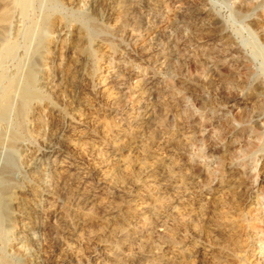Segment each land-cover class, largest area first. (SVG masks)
<instances>
[{
  "label": "rangeland",
  "instance_id": "1",
  "mask_svg": "<svg viewBox=\"0 0 264 264\" xmlns=\"http://www.w3.org/2000/svg\"><path fill=\"white\" fill-rule=\"evenodd\" d=\"M28 1L26 15L15 11L7 40L20 50L0 67L6 75L1 87L27 59L24 35L34 27L43 30L45 42L31 64L47 86L23 128L15 119L0 123L1 132L21 134L16 154L0 149V180L9 172L19 195L0 238L7 264H101L104 249L122 264H163L172 256L163 243L184 245L171 264H206L198 250L207 251V264H264V0ZM81 59H88L95 86L104 82L106 94L117 95L116 106L77 79ZM69 129L91 136L76 154L61 152L53 138ZM61 158L79 166L73 186L58 176ZM166 158L185 174L184 180L177 177L188 193L183 207L174 194L152 193L156 185L144 177L145 170H173L161 166ZM101 163L108 181L97 187L94 172ZM35 164L37 171H28ZM85 181L96 189H85ZM144 203L155 214L137 225L134 208ZM159 218L169 235L155 238L151 251L142 248L135 228L152 227Z\"/></svg>",
  "mask_w": 264,
  "mask_h": 264
},
{
  "label": "bare ground",
  "instance_id": "2",
  "mask_svg": "<svg viewBox=\"0 0 264 264\" xmlns=\"http://www.w3.org/2000/svg\"><path fill=\"white\" fill-rule=\"evenodd\" d=\"M105 2V1H104ZM108 2H110L112 4V0H108ZM114 2V1H113ZM95 6L97 5L96 2H94ZM101 4V3H100ZM104 4V3H103ZM99 5V4H98ZM98 7V6H97ZM30 2L28 0H0V40H3V46L0 49V67L3 65V63L6 60H16L18 58L19 55V50L16 46L11 45L9 43V41L7 40L8 35L10 30H12L13 26H14V21L16 18V14L15 11L19 10L21 15H26L28 10L30 11ZM114 10V9H113ZM111 11V10H110ZM109 11V12H110ZM195 12V11H194ZM197 13V12H196ZM19 15V14H18ZM110 16V15H108ZM197 16V15H196ZM112 17V15H111ZM110 17V18H111ZM118 17V16H117ZM211 17V16H210ZM46 18V17H45ZM119 18V17H118ZM184 18V17H183ZM198 18V17H197ZM207 18V17H206ZM189 19V18H188ZM200 20V18H199ZM47 21V20H46ZM44 21V24L45 22ZM194 22V21H193ZM205 22V21H204ZM49 23V22H48ZM115 23H117V19L115 20ZM113 23V24H115ZM202 23V22H200ZM16 24V23H15ZM205 24V23H203ZM37 25V24H36ZM49 25V24H48ZM118 25L119 24H115ZM47 26V25H46ZM45 27V26H44ZM195 27V25H194ZM211 27V26H210ZM28 29V28H27ZM200 29V28H199ZM214 29V28H213ZM216 29V28H215ZM19 30V29H18ZM26 30V29H25ZM206 30V29H205ZM221 30V29H220ZM61 31V30H60ZM209 31V30H208ZM211 31V30H210ZM218 31V30H216ZM222 33V32H221ZM80 34V33H79ZM26 37V41H27V48L25 51V55H26V60L21 63L17 70H16V75L12 78H10L8 80V84L5 88H2L1 85L2 83H4L3 81L6 79V75L1 74L0 75V91H2V95L0 97V123L1 124H7L10 123V121L12 119H15L16 124L18 125V127L23 128V125L25 124L26 118H27V114L30 111V109L32 108L33 104L36 103L37 101L41 100L43 97L42 91L43 89L47 86V83L43 80H40L37 76L36 70L33 67V64H31V60L33 58H35V56L39 55V49L41 48V45L44 44V38H43V30L40 29L39 27H34L29 29L28 31H26L25 35ZM203 36V35H202ZM211 36V35H210ZM65 37V36H64ZM80 38V37H79ZM89 39V38H88ZM71 41V40H70ZM73 41V40H72ZM12 42V41H11ZM74 42V41H73ZM88 42V41H87ZM18 44V43H17ZM141 44V43H140ZM228 44V43H227ZM72 45V44H71ZM70 45V46H71ZM148 45V44H147ZM138 46V45H137ZM56 47V46H55ZM152 47V46H151ZM74 48V46H73ZM76 48V47H75ZM140 48V47H139ZM149 48V47H148ZM72 49V48H71ZM98 49V48H97ZM143 49V48H142ZM73 50V49H72ZM139 51V50H138ZM66 52V51H65ZM68 52V51H67ZM74 52V51H73ZM151 52V51H150ZM89 53V52H88ZM93 53V52H92ZM90 52V54H92ZM147 53V52H145ZM84 54H86L84 52ZM142 54V53H141ZM147 55V54H146ZM90 56V55H89ZM141 56V55H140ZM148 56V55H147ZM49 57V56H48ZM74 57V55L72 56ZM85 58V57H84ZM40 59V58H39ZM42 59V57H41ZM65 59V58H64ZM48 60V59H47ZM79 61V60H78ZM74 62V61H73ZM88 59H81L79 61L78 68H79V73L77 75V79H79L80 82H87V85L89 84V86H91V88L94 90L95 87L97 89V91H99L100 93L103 94V98H106L107 101L109 102V104L111 105V107L116 106L119 103V98L117 97V95H107L106 91H107V85L104 84V82H98L97 85L95 86L93 80L89 77V75L87 74V70H86V66L88 63ZM17 63V62H16ZM67 63V62H66ZM70 64V63H69ZM72 64V63H71ZM59 65V64H58ZM65 65V64H64ZM76 66V65H75ZM73 66V67H75ZM90 66V65H88ZM5 67V66H3ZM59 67V66H58ZM63 67V66H62ZM68 67V66H67ZM66 67V68H67ZM70 67V65H69ZM77 67V66H76ZM75 67V68H76ZM61 69V68H60ZM70 70V68H69ZM64 72V71H63ZM62 72V73H63ZM67 72V71H66ZM61 73V74H62ZM68 73V72H67ZM76 73V72H75ZM90 73V72H89ZM92 73V72H91ZM101 74V73H100ZM103 75V74H102ZM66 76V75H65ZM70 76V75H69ZM74 76V75H73ZM104 76V75H103ZM64 77V75H63ZM101 77V76H100ZM62 78V77H61ZM76 78V77H75ZM99 78V77H98ZM98 78L96 80H98ZM219 79V78H218ZM217 79V80H218ZM46 80V79H45ZM107 80V79H106ZM63 81V80H62ZM106 82V81H105ZM68 83V82H67ZM63 84V83H62ZM86 84V83H85ZM70 85V84H69ZM62 86V85H61ZM111 87V85H109ZM49 87V86H48ZM47 87V88H48ZM56 87V86H55ZM54 87V88H55ZM59 87V86H58ZM156 87V86H155ZM51 88V87H50ZM57 88V87H56ZM71 88V87H70ZM59 89V88H58ZM75 89V88H74ZM139 89V88H138ZM144 89V88H143ZM48 90V89H47ZM142 90V89H141ZM50 92V91H49ZM53 92V91H52ZM51 92V93H52ZM55 92V91H54ZM98 92V93H99ZM147 92V91H146ZM145 92V93H146ZM95 93V92H94ZM50 94V93H49ZM78 94V93H77ZM109 94V93H108ZM112 94V92H111ZM147 94V93H146ZM168 94V93H167ZM57 95V94H56ZM105 95V96H104ZM133 95V94H131ZM136 95L138 97H141L142 93L140 90L136 91ZM135 95V96H136ZM50 96V95H48ZM132 97V96H131ZM144 97V96H143ZM133 98V97H132ZM102 100V99H101ZM105 100V99H104ZM57 101V100H56ZM83 101V100H82ZM106 101V100H105ZM171 101V100H170ZM84 102V101H83ZM152 102V101H151ZM165 102V101H164ZM147 104V103H146ZM166 104V103H165ZM109 105V108H110ZM36 106V105H35ZM112 107V108H113ZM146 107V106H145ZM148 107V106H147ZM146 107V108H147ZM110 110V109H109ZM115 110V109H114ZM167 112V111H166ZM94 113V112H93ZM92 113V114H93ZM149 114V113H148ZM147 115V114H146ZM78 116V115H77ZM94 116V114H93ZM92 116V119H93ZM99 116V115H98ZM149 116V115H148ZM88 118V117H87ZM99 119V118H98ZM57 120V119H56ZM77 120V119H76ZM97 120V119H96ZM104 120V119H103ZM144 120V119H143ZM154 120V119H153ZM84 121V120H82ZM91 121V120H90ZM89 121V122H90ZM94 121V120H93ZM148 121V120H147ZM88 120H85V124L87 125ZM137 122H139L137 120ZM136 122V123H137ZM14 123V122H13ZM81 123V120H80ZM104 123V122H103ZM59 124V123H58ZM90 124V123H89ZM101 124V123H100ZM149 124V123H148ZM158 124V123H157ZM92 125V123H91ZM138 125V124H137ZM159 125V124H158ZM65 126V125H63ZM69 126V125H68ZM97 126V125H96ZM103 126V125H102ZM26 127V126H25ZM30 127V126H29ZM90 127V125H89ZM47 128V127H46ZM51 128V127H50ZM57 128V127H56ZM66 128V127H64ZM81 128V127H80ZM79 128V129H80ZM111 128V127H110ZM83 129V128H82ZM87 129V128H86ZM136 129V128H135ZM142 129V128H141ZM63 130V129H62ZM104 130V128H103ZM131 130V129H130ZM28 131V129H27ZM52 131V130H51ZM87 131V130H86ZM109 131V130H108ZM119 131V130H118ZM142 131V130H141ZM155 131V130H153ZM117 132V131H116ZM123 133V131H121ZM139 132V131H138ZM119 133V132H118ZM92 134V133H91ZM120 134V133H119ZM136 134V133H135ZM141 134V133H140ZM21 134H19L18 130H12L9 132H1L0 131V149H7L11 154H16L19 151L20 148V144H21ZM24 135V133H23ZM102 135V134H101ZM53 138L54 140L58 141L61 146L60 151L63 153H75L78 151V147L81 145V143H86L90 138V134L84 131H75V130H70L67 131L66 133H54L53 134ZM138 136V135H137ZM141 136V135H140ZM116 137V136H115ZM186 137V136H185ZM136 138V137H135ZM141 138V137H140ZM185 139V138H184ZM118 140V139H117ZM143 140V139H142ZM101 141V140H100ZM92 142V140H91ZM94 142V141H93ZM105 142V141H104ZM96 143V142H95ZM121 143V142H120ZM134 143V142H133ZM137 143V142H136ZM135 143V144H136ZM187 143V142H186ZM56 144V143H55ZM54 144V145H55ZM102 144V143H101ZM104 144V143H103ZM102 144V145H103ZM117 144V143H116ZM134 144V146H135ZM161 144V143H160ZM52 145V144H51ZM115 145V144H114ZM120 145V144H119ZM140 145V144H139ZM90 146V144H89ZM97 146V145H96ZM101 146V145H100ZM121 146V145H120ZM141 146V145H140ZM105 147V146H104ZM169 147V146H168ZM94 148V147H93ZM100 148V147H98ZM88 149V148H87ZM90 149V147H89ZM173 149V148H172ZM58 150V149H57ZM100 150V149H99ZM132 150V149H131ZM82 151V149H81ZM102 151V150H101ZM119 152V150H118ZM121 152V151H120ZM170 152V151H169ZM88 153V152H87ZM97 153V152H96ZM171 153V152H170ZM1 154V153H0ZM76 154V153H75ZM74 154V155H75ZM83 154V152H82ZM93 154V153H92ZM165 154V153H164ZM107 155V154H106ZM121 155V153H120ZM157 155V154H155ZM80 156V155H78ZM93 156V155H92ZM91 156V157H92ZM100 156V155H99ZM162 156V155H161ZM165 156V155H163ZM171 156V155H170ZM173 156V155H172ZM60 157V156H59ZM96 157V156H95ZM115 157V156H114ZM160 157V155H159ZM81 158V157H80ZM85 158V157H84ZM105 158V157H104ZM171 158V157H170ZM72 159V158H71ZM76 159V158H75ZM93 159V158H92ZM173 159V158H172ZM172 159H162L161 162V166H164V163H168L171 164L173 166V170L171 171H166L165 169L158 172H153L152 170H145L143 173L146 175L144 177H147L148 180L147 182L149 184H154L156 186H154L155 188L154 191L152 193H171L174 194L175 196V203L176 205H186L188 203V193L186 190H182V185L179 183V181L177 180V177L181 178L182 180H184V176L185 174L183 172H181L179 165L177 163H174L176 161L173 162ZM102 160V159H101ZM77 161V160H76ZM79 161V160H78ZM37 162V161H36ZM97 162V161H96ZM105 162V161H104ZM83 163V162H82ZM108 163V162H107ZM180 163V162H179ZM79 164V163H78ZM150 164V163H149ZM27 165V164H26ZM100 168L97 169L94 173L96 176L99 177L98 182H97V187L98 185H102L105 182H107V175L105 174V163H101L100 164ZM109 165V164H108ZM115 165V164H114ZM155 165V164H154ZM122 165H120L121 167ZM152 166V165H151ZM160 166V167H161ZM181 166V165H180ZM27 167V166H26ZM118 167V166H117ZM119 167V168H120ZM157 167V166H156ZM92 168V167H91ZM112 168V166H111ZM114 168V166H113ZM149 168V167H148ZM154 168V167H152ZM28 171H30L31 173H35L38 169V164L35 165H29L27 167ZM123 169V168H122ZM126 169V168H125ZM128 169V168H127ZM151 169V167H150ZM157 169V168H156ZM94 170V169H93ZM110 170V169H109ZM143 170V168H142ZM186 170V169H185ZM5 171V170H4ZM40 171V170H39ZM79 166L78 168L75 167V165H73V163H67L65 162L64 158H61L59 160V165H58V172L60 178L62 179V181L65 184H71V186H73L72 184L74 182H76V180L79 178ZM120 171V170H119ZM177 171V172H176ZM7 172V171H5ZM91 172V171H90ZM93 172V171H92ZM116 172V171H115ZM114 172V173H115ZM38 173V172H37ZM82 173V172H81ZM142 173V172H141ZM187 173V172H185ZM191 173V172H190ZM89 175V174H88ZM92 175V174H91ZM189 175V174H188ZM197 175V174H196ZM84 176V175H83ZM86 176V175H85ZM113 176V175H112ZM115 176V175H114ZM16 177V176H15ZM90 177V176H89ZM107 177V178H106ZM111 177V176H110ZM140 177V176H138ZM191 177V176H190ZM232 178H234L233 176H231ZM36 178V177H35ZM114 178V177H113ZM118 179V178H117ZM116 179V180H117ZM137 179V178H136ZM194 179V178H193ZM238 179V178H236ZM37 180V179H36ZM43 180V179H42ZM95 180V179H94ZM113 182V179H111ZM110 180V181H111ZM138 180V179H137ZM189 180V179H188ZM196 180V179H195ZM199 180V179H198ZM84 181V180H83ZM194 181V180H192ZM90 182V181H89ZM92 183V182H91ZM117 183V182H116ZM120 183V182H118ZM139 183V182H138ZM147 183V184H148ZM233 183V182H232ZM12 178L9 175V172H7L3 178L0 180V238H4V232H5V226L7 225V223H10L12 220V216H11V210L13 209V207L15 205H17V198H19V195H17V193L13 190L12 188ZM135 184V182H134ZM188 184V183H187ZM235 184V183H233ZM114 185V184H113ZM123 185V184H122ZM137 185V183H136ZM140 185V183L138 184ZM230 185V184H229ZM238 185V184H237ZM14 186V185H13ZM81 186H83L85 189L87 190H93V188L96 189L95 185L91 186L90 184L87 183V181H85ZM110 186V185H108ZM135 186V185H134ZM15 187V186H14ZM68 187V186H67ZM112 188V185L110 186ZM114 187V186H113ZM125 187V186H124ZM147 187V186H146ZM83 188V189H84ZM105 188V187H104ZM115 188V187H114ZM123 188V187H121ZM70 189V188H69ZM120 189V188H119ZM152 189V190H153ZM188 189V188H187ZM113 190V189H112ZM189 190V189H188ZM191 190V189H190ZM221 190V189H220ZM30 191V190H29ZM80 191V190H79ZM125 191V189L123 190ZM200 191V190H199ZM217 191V190H216ZM128 192V191H127ZM190 192V191H189ZM26 192L23 191L21 194L22 196L25 194ZM124 193V192H123ZM122 193V194H123ZM126 193V192H125ZM138 193V192H137ZM145 193V191H144ZM142 193V194H144ZM152 193H149V198L150 196H152ZM194 193V192H193ZM218 193V192H217ZM94 194V193H93ZM96 194V193H95ZM99 194V193H98ZM114 194V193H113ZM146 194V193H145ZM136 195V194H135ZM138 195V194H137ZM140 195V193H139ZM163 195V194H162ZM217 195V194H216ZM90 196V195H89ZM157 196V195H155ZM88 197V196H87ZM92 197V196H91ZM90 197V198H91ZM96 197V196H95ZM99 197V196H98ZM144 197V196H142ZM146 197V196H145ZM84 198V196H83ZM94 198V197H93ZM92 198V199H93ZM148 198V199H149ZM152 198V197H151ZM161 198V197H159ZM171 198V197H170ZM88 199V198H87ZM162 199V198H161ZM160 199V200H161ZM167 199V198H166ZM164 199V201L166 200ZM22 200V199H21ZM96 200V199H95ZM147 200V199H146ZM163 200V199H162ZM140 201V200H139ZM154 201V200H153ZM159 201V200H158ZM168 201V200H167ZM20 202V201H19ZM161 202V201H159ZM169 202V201H168ZM22 203V202H21ZM129 203V202H128ZM137 204V202H135ZM173 203V202H172ZM206 203V202H205ZM135 204V205H136ZM168 204V203H167ZM22 205V204H21ZM20 205V206H21ZM158 205V204H157ZM155 205V207L157 206ZM131 206V205H130ZM137 206V205H136ZM182 206V207H183ZM200 206V204H199ZM217 206V205H216ZM105 207V206H104ZM160 207V206H159ZM124 208V207H123ZM179 208V207H178ZM177 208V209H178ZM128 209H130L128 207ZM133 209V208H132ZM159 208L157 207V210ZM167 209L170 210H174V205L173 204H169L167 206ZM166 209V210H167ZM119 210V209H118ZM126 210V209H125ZM131 210V209H130ZM134 210H136L137 216H136V223L138 225V223H143V221H146V217L150 214L154 215L155 214V208L152 207V205H150L149 203H144L143 205L137 207L136 209L134 208ZM162 210V209H161ZM160 210V211H161ZM127 211V210H126ZM176 211V209H175ZM174 211V212H175ZM222 211V210H221ZM232 211V210H231ZM21 212V211H20ZM19 212V214H20ZM116 212V211H115ZM120 212V211H119ZM172 212V211H171ZM183 212V211H180ZM187 212V210L185 211ZM26 213V212H25ZM24 213V215H25ZM110 213V212H109ZM108 213V214H109ZM125 213V212H124ZM123 213V214H124ZM127 213V212H126ZM190 213V212H189ZM113 214V213H112ZM115 214V213H114ZM122 214V213H121ZM120 213H118L116 215V218L119 219L121 216ZM135 214V213H134ZM177 214V213H176ZM161 215V213H160ZM179 215V213L177 214ZM176 215V216H177ZM186 215V214H185ZM188 216V215H187ZM153 217V216H152ZM189 217V216H188ZM186 217V218H188ZM191 217V216H190ZM195 217V216H194ZM115 218V219H116ZM132 218V217H131ZM130 218V219H131ZM156 217L154 216V219ZM165 218V217H164ZM28 219V217H27ZM110 219V218H109ZM114 219V220H115ZM129 219V218H128ZM133 219V218H132ZM179 219V218H178ZM181 219V218H180ZM122 220V219H121ZM153 220V219H152ZM151 220V221H152ZM64 221V220H63ZM95 221V220H94ZM129 221V220H128ZM184 221V219H183ZM154 222V221H153ZM156 224H154L152 227H149L147 229H142L141 231L134 230V238L136 240V242L139 243L140 246H142V248L144 249H148V250H152L154 246V241L155 238H157V240H161L162 238L166 237L169 235L170 232V227L169 225H167V223L165 221H163L161 218L158 219V221H155ZM180 222V221H179ZM182 222V221H181ZM185 222V221H184ZM228 222V221H227ZM24 223V222H22ZM101 223V222H100ZM113 223V222H112ZM115 223V222H114ZM130 223V222H129ZM132 223V222H131ZM170 223V222H169ZM133 224V223H132ZM192 224V223H191ZM90 225V224H89ZM123 225V224H122ZM121 225V226H122ZM136 225V227H137ZM143 225V224H141ZM227 225V224H226ZM230 225V224H229ZM172 226V225H171ZM8 227V226H7ZM23 227H27V224L24 223ZM126 227V226H125ZM124 227V228H125ZM219 227V226H218ZM233 227V225H232ZM21 228V227H20ZM129 228V227H128ZM133 228V227H132ZM23 229V228H22ZM123 229V228H122ZM127 229V228H126ZM26 230V229H25ZM28 230V229H27ZM130 230V229H129ZM26 232V231H25ZM128 232V230H127ZM192 232V231H191ZM23 233V232H22ZM80 233V232H79ZM119 233V232H118ZM126 233V232H124ZM195 234V233H194ZM24 235V234H23ZM27 236V235H26ZM125 236H127V234H125ZM23 238V237H21ZM101 239V238H100ZM133 239V238H132ZM175 239V238H174ZM169 240V239H168ZM130 241V240H129ZM134 241V240H133ZM163 241V240H161ZM165 241V240H164ZM171 241V240H170ZM25 242V241H24ZM104 242V241H103ZM160 242V241H159ZM158 242V243H159ZM172 242V241H171ZM22 243V242H21ZM56 243V242H55ZM109 243V242H108ZM134 243V242H133ZM169 243V242H168ZM30 244V243H28ZM110 244V243H109ZM185 244V243H184ZM108 245V244H107ZM114 245V244H113ZM116 245V244H115ZM161 245V243H160ZM180 245V246H179ZM178 246H174V245H168L163 243L160 247L163 249H167L169 252L172 253V256L170 258H166L165 261L163 262V264H171V260L173 258V254L176 255V252L180 249H182L184 247L183 243L179 244ZM134 246V245H133ZM26 247V246H25ZM59 247V246H58ZM109 247V245H108ZM112 247V246H111ZM118 247V246H117ZM129 247V246H128ZM127 247V248H128ZM186 247V246H185ZM24 248V247H23ZM103 248V247H102ZM107 248V247H106ZM137 248V247H136ZM201 248V247H200ZM129 249V248H128ZM150 250V251H151ZM112 251V250H111ZM184 251V250H183ZM102 252V251H101ZM142 252V251H141ZM187 252V251H186ZM198 253H200L203 257V261L207 263H212V259L210 258V256H208L207 251L203 250V251H197ZM132 253V252H131ZM138 253V252H137ZM143 253V252H142ZM149 253V252H148ZM164 253V252H163ZM178 253V252H177ZM189 253V252H188ZM191 254V253H189ZM212 254V253H211ZM139 255V254H138ZM141 255V254H140ZM121 256V255H120ZM182 256V255H181ZM187 256V254H186ZM76 257V256H75ZM119 257V256H118ZM141 257V256H140ZM168 257V256H167ZM7 258V257H6ZM103 259L101 264H122L120 262H118L117 258L115 256L112 255V253L109 250L104 249V256L102 257ZM144 258V257H143ZM181 258V257H180ZM76 259V258H75ZM78 259V258H77ZM135 259V258H134ZM138 259V258H137ZM174 260V259H173ZM8 261V260H7ZM7 261L5 260V257L3 256L2 252H0V264H7ZM76 261V260H75ZM135 261V260H134ZM64 262V261H63ZM67 263L73 264L74 260L70 259L66 261ZM158 262V261H157ZM100 263V262H99ZM134 264V263H133ZM256 264V263H255Z\"/></svg>",
  "mask_w": 264,
  "mask_h": 264
}]
</instances>
